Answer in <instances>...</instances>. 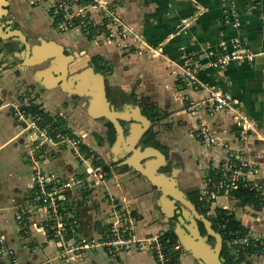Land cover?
Here are the masks:
<instances>
[{"label":"crops","instance_id":"crops-1","mask_svg":"<svg viewBox=\"0 0 264 264\" xmlns=\"http://www.w3.org/2000/svg\"><path fill=\"white\" fill-rule=\"evenodd\" d=\"M31 1L7 0L5 6H8L7 12L14 9L11 19L20 22L21 26L30 29V32H34L33 29L37 30L34 34L38 36L45 28L40 23L44 20L41 19L43 14L50 18L45 11L48 3L46 0L44 2L36 0L35 2L38 3L34 2V4ZM101 1L114 2L115 14L112 18L116 20L110 24L112 32L105 35L98 31L97 37L101 40L99 43L91 41L87 45L88 49L93 50V55H99L115 64V67H112L113 70L106 69L110 73L108 77L102 69L106 88L110 86L112 91H117V94H120L118 90L120 88L136 94L138 103L122 102L121 107L125 103L138 104L143 112V107L151 104L162 115L154 120L149 118L151 124L143 135L152 130L155 139L167 147V150L159 148L162 152H166V162L163 166L169 164L172 166L171 169L178 168V175L185 172L187 166L192 168L194 163L196 166L199 163V166L203 168L214 167L230 153L242 154L240 156L252 165L253 176L260 179L264 185V0ZM222 2L233 6L234 14L238 18V26L231 23L233 14L228 19L224 17ZM30 13H32V18L28 15ZM113 24L117 27L119 24L122 25L120 38L124 37V39L120 42H118V37L115 38L113 35ZM0 25L3 28L6 26L13 28L9 21L1 22ZM93 27L98 28V25L94 24ZM24 33L26 36L27 32ZM57 33L55 32L53 37L55 41L70 40L78 36V33L74 32L72 34L69 32L67 36L61 32ZM87 35L80 36L85 39ZM235 36L241 42L240 51L247 54L240 59L231 60L224 66H212L213 55L210 51L221 50V44H225L226 50H232L234 46L231 38ZM9 37L11 36L7 38ZM13 37L16 38V36ZM112 39H116L115 43ZM71 53L73 57L78 56L79 59L85 61V57ZM91 56L87 59L90 60ZM1 57L0 52V247L3 245L5 249L0 251V264L2 260H5L6 264H158L154 252L145 242L150 237L159 235L168 229L167 222L163 219L158 206V196L155 197L153 188L156 187L128 165L119 164L121 167L125 166L139 173L145 180L138 176H133L131 181L128 180L130 177V175L127 176L128 169H124L115 175L121 179L124 178L122 184L116 183L115 186L108 184L107 188L116 197L125 196L123 198L130 201L128 204L134 209L131 215L136 218L135 230L133 226L129 225V228L135 232L134 236L137 241L129 250L116 255L107 253L105 246L101 244V234L97 223H94V216L96 214L100 216L96 208L95 210L94 208L81 209L77 214L79 226L75 228L79 237L93 238L95 242L83 241L80 244L82 246L72 251L74 255L71 257L60 256L59 246L49 238L42 226V218L38 221L40 215L35 209L32 210V207L24 209L23 226L19 225L13 216V207L25 197L26 193L29 195L33 188L31 168L41 169L42 167V170L50 172L49 174L68 178L73 174L84 173L87 168L84 167V163L87 162L76 160V155L67 145L68 148L55 145L56 147L52 146L49 149L54 155L53 158L45 155L43 159H35L30 166L15 165L13 159L18 151L14 139H18L19 148H21V143L25 139L22 133L26 128L15 119L13 111L22 105L21 96L17 93L25 85L22 83L23 72L20 66L17 63L6 65L7 62L2 61ZM79 61L76 59V62ZM119 63L124 67L128 65L122 70L118 67L124 79L116 74V65ZM188 63L191 66L196 63L205 64L204 67L195 71L196 77L202 82L220 87L230 96L234 100L230 108L210 112L204 109L205 103H202L197 110H190L191 102L200 104L203 101V92L192 89L185 82V72L190 67L187 66ZM84 64L88 65L86 62ZM85 65H78L77 69ZM34 79L39 86H42L35 73ZM29 101L33 102L31 98ZM246 123L250 127L246 135L241 137V126ZM158 125L160 128L165 127L164 133H161ZM199 126H204L211 135L216 137L213 144L202 142L198 135ZM26 140L28 141V138ZM168 147L171 150L170 154H168ZM43 150L44 148H39V151ZM206 160L209 161L206 162ZM206 163H212V165ZM11 167H14L15 171L11 170ZM108 180H111L110 177ZM181 181L188 184L189 180L177 177L178 184ZM10 182L17 183L20 187H13ZM189 184L191 185V182ZM18 191L19 194H17ZM130 193L131 197H126ZM228 197L235 198L229 193ZM235 201L240 200L236 198ZM34 203L35 205L30 204L29 206L35 207L37 203ZM99 203L101 207L102 205L106 207L104 205L106 203L100 200V195H97L95 204ZM239 203L247 206V203L243 204L241 201ZM258 204L264 206V203ZM250 205L257 211L261 208L252 203ZM249 220L242 218L240 221L246 226L247 231L248 227L251 230L253 227ZM256 226L260 231H264V223L258 221ZM183 255L180 252L181 264L184 259L186 264H191L186 255Z\"/></svg>","mask_w":264,"mask_h":264},{"label":"rangeland","instance_id":"rangeland-1","mask_svg":"<svg viewBox=\"0 0 264 264\" xmlns=\"http://www.w3.org/2000/svg\"><path fill=\"white\" fill-rule=\"evenodd\" d=\"M44 2V0H41V2ZM109 2V1H108ZM105 4L106 10H101L98 7H91V9L83 8L82 10L77 9L73 7L71 10L70 6L64 7L62 10H58L55 12L52 10V12H55V15H50L49 8L52 9L51 3H48L46 10L50 18L46 16V14H43L44 16L41 19L42 20L40 23L44 25L45 28H43V32L41 35H36L34 32H30L28 28H24L25 26H21L20 22L16 21L15 19H11L14 13V9L9 10L7 14H5L3 17L0 18V23H9L14 26V27H20L24 32H27V40L29 44H35L39 42V36H43V38L49 40V39H55L53 38L55 35V32H61L64 34V36H67L69 32L72 34L78 33L77 37H72L70 40L67 39H59L57 42H60L61 44H64L66 46V52L71 53L74 52L75 54L79 56L85 57V61L81 60L79 62H76L72 64V67L70 69V72H73V70H76L78 65H85L84 63L88 65H94V63L87 59L89 56L93 55L92 51L88 49L89 43L93 41V43H99L101 40L100 37H97L98 31L102 32V34L109 35V33L112 32L111 28L112 26L110 25L112 21L116 20L112 18V15L115 14L114 10V2L111 1L109 3ZM38 3V2H35ZM40 3V2H39ZM34 4V3H33ZM44 6V5H43ZM67 11V12H66ZM78 11L79 15H76L75 12ZM30 18H32V13L28 14ZM56 16V17H55ZM56 18V19H55ZM55 19V20H53ZM50 20V22H49ZM96 20V21H95ZM94 24L98 25L97 27H93ZM113 30H114V36L115 38L118 37V42L124 39L120 38L122 34L120 33L122 30V25L119 24L118 27L113 24ZM43 27V26H42ZM126 31V30H125ZM57 33V34H58ZM120 33V35H119ZM90 34L92 38L87 39L85 35ZM99 34V33H98ZM130 35V33H127ZM83 35L84 37L80 36ZM58 36V35H57ZM113 42L115 43L116 39H112ZM9 47H6L7 45ZM18 42H15L11 38L3 37L0 38V52L2 53V61L7 62L6 65H14L18 64L20 68L22 69L23 72V77H22V83H24V88H22L21 91H19L17 94L21 96V102L22 105H19L18 109L14 110V116L16 117L15 119L23 125L26 130L23 131L22 134H24L25 139L21 143V148H19V142L18 139L15 138V147L17 149V154L14 155L13 161L15 162V165H22L23 167L27 165H32L34 163V160H40L47 155L48 157L53 158V154L50 152V148L52 146L57 145V147L64 146V148H74L78 149V146L72 142L73 138L68 137V131L71 130L73 134L76 136L77 140H80V142H84L85 144H88L89 148L92 149L93 153L97 154L96 158H101L105 162V168H103L101 165H96L98 167H93V162L92 160V155L87 158V156L84 153H79V155L75 154V158L78 161L87 162L84 163V167H87L85 169L84 173H79V174H73L69 176L68 178L60 177V176H55L53 177L54 179L57 180V182L62 186L59 190L69 198V200H73V202H76V209H75V216L77 218L78 212H80L81 209L85 210H90L93 209L98 211L100 216H94V223H97L98 230L100 231L101 237L100 241L104 238L105 233L112 228L114 225L115 226H133V230H135V225L136 224V218H134L131 215V212L134 210L131 205H129L130 201H127L125 196H115L112 192H110L107 188L108 184H112V186H115L116 183L122 184V180L124 178H119L116 177L115 175L118 174L120 171H123L124 169H128L126 167H121L116 161L118 160H113V154L111 150V145L115 139V131L113 129L112 124L105 119L104 117H93L87 112V103L89 100V95L87 94H74V93H67L65 90L59 88V87H49L45 88L43 86H39V84L36 83L34 79V73L36 70L42 69L44 67L52 65V62L50 59L38 62V63H22L20 62V58L18 56H15L12 52L15 50H19L18 47ZM101 64L105 65V68L103 69L105 76L108 77L110 74L106 69L109 68L110 70H113V66L115 67V64L110 61H107L105 59L100 60ZM116 63V62H115ZM120 64V65H119ZM116 65L117 72L119 76L123 78L122 75V69H125L124 65L119 63ZM121 69L119 70L118 69ZM115 73V72H114ZM124 79V78H123ZM108 80V79H107ZM109 84V82H107ZM120 88V87H119ZM109 90V100L113 105L118 106V108H121L120 105H122V102H133V103H138L139 101L137 100L136 94L134 95L131 91L127 90H119L120 94H117V91H112L113 89L108 86ZM32 99V101L38 106H40L43 111H47L53 118L50 120V123L52 124L53 121L58 120V117L62 120L64 123L63 126H60V129L58 127V135L59 140L58 141H53V139L50 138V136L47 135V137H44L43 135H40L38 130L36 129L35 126L31 125L32 119H33V113L28 112L26 109V106L31 103L29 99ZM143 104V103H142ZM195 106L190 104L189 107ZM191 111L195 110L193 108L190 109ZM127 122V121H126ZM48 122V125L50 124ZM160 124V123H158ZM161 125V124H160ZM57 126L53 125L52 130L56 129ZM125 127H127V123H125ZM153 127V126H152ZM151 127V128H152ZM158 129L161 131V133H164L163 130H165V127L161 128L159 125L157 126ZM127 131V130H126ZM28 138V141L26 140ZM140 144V143H139ZM35 145L37 147H35ZM68 147H67V146ZM141 145V144H140ZM72 146V147H71ZM56 147V146H55ZM39 148H44V150L41 152L39 151ZM72 150V149H71ZM78 151V150H77ZM170 147H168V154H170ZM69 152V150L67 151ZM71 152V151H70ZM73 152V150H72ZM242 155V154H240ZM239 155V156H240ZM71 156V155H70ZM242 161L247 163V167L250 168V171L248 172H243L241 171L240 175L244 176L246 179L249 178V180H252L253 183L255 184V187L257 189V199L258 203L259 201H263L264 203V185L262 184V181L260 179H257L253 176L252 172V165H249V162L245 160L244 158L239 157ZM86 160V161H84ZM209 160H206V162ZM207 164V163H206ZM207 165H212V163H208ZM218 163L214 165V167L218 168ZM28 169V167H26ZM35 169L31 168L33 170L32 175H34ZM185 172H182L181 174L179 173L177 177L179 178H184L187 181L188 184H185L184 182H179L181 188H183L185 191L188 192V190H198L199 194L203 200V207L206 208V213L212 217L216 216V208L217 207H225L229 211H231L236 218H243L244 220H249L251 222L252 230L250 227H248V231L243 235L233 237L232 239H227V246L233 247L234 244H237L238 249H242V241L245 236L248 238H254V239H264V231H260L256 224L257 222L264 223V206H261L258 204L259 207H261L257 211L252 205L243 206L240 204V201H235L236 198H230L228 197V193L221 192L219 194L214 193L213 195L210 193L212 188L209 187V180L213 179L212 175L208 174V170H210L211 167H207L204 169L203 167L196 166V163L193 164L192 168L189 166L186 167ZM11 170L15 171L14 167L10 168ZM90 169V172L88 170ZM41 172L43 174H48L50 175L48 171L42 170L41 167ZM87 175V179H85V176ZM130 175V179L132 180L133 176H138L142 180H145L139 173H135L134 171L128 169L127 176ZM132 176V177H131ZM33 177V176H32ZM108 177H110V181L108 180ZM80 179L81 181L75 184H71L69 187H63V182L71 179ZM34 179V178H33ZM12 182V181H11ZM13 184V187L18 186L20 187L17 183H11ZM191 182V185L189 184ZM34 183V180L32 184ZM212 183V182H211ZM27 184L25 185V187ZM213 186V184H211ZM153 188V187H152ZM25 189V188H23ZM155 191V197L158 196L159 190L156 188H153ZM23 191V190H22ZM13 192V190L11 191ZM27 192V191H26ZM119 192V191H118ZM261 193V195H259ZM19 194V191L18 193ZM226 194V195H225ZM97 195H100V200L102 202H105L106 207L102 205V207L107 208L104 209L101 207V204H95ZM124 195V194H122ZM22 196V195H21ZM25 197L22 198V200L18 203L15 204L13 207V212H14V218L16 219L15 214L17 212L23 213L25 211L24 209L26 208H33L32 210H36L39 213L40 219L43 222L45 219H49L48 212L45 211L42 206H40L39 203L36 204V206H29L30 204L35 205V199L33 198L34 196L24 195ZM124 197V198H123ZM126 197H131V193ZM129 203V204H128ZM112 207V208H111ZM103 209V211L101 209ZM109 208V209H108ZM112 209V210H110ZM263 209V210H262ZM107 210V211H106ZM23 218V216H22ZM241 219H239L241 221ZM78 220V218H77ZM24 218L22 219V222L19 223L20 226H23ZM175 222L174 220L170 219L168 220L166 227L168 229H172L174 226ZM79 225L77 224V227ZM129 226V227H130ZM76 227V228H77ZM255 229V230H254ZM134 232V231H133ZM135 233V232H134ZM240 233V232H239ZM74 234V241L77 244H82L83 241L86 240H93V238L89 239H83L79 237V234H77V231L73 232ZM211 244L213 243V240H208ZM147 246H149L148 242H145ZM151 251H153V248L150 247ZM181 253H183L186 257L189 259V262L191 264H198L196 259L191 256L186 250L182 248ZM181 257V256H180ZM180 257L178 258V262L174 261L175 264H181V259ZM235 257V255L233 256ZM249 259L251 261H254L256 264H264V252L263 253H256V254H251L245 251V260ZM182 264H186L185 259Z\"/></svg>","mask_w":264,"mask_h":264},{"label":"water","instance_id":"water-1","mask_svg":"<svg viewBox=\"0 0 264 264\" xmlns=\"http://www.w3.org/2000/svg\"><path fill=\"white\" fill-rule=\"evenodd\" d=\"M7 0H0V16L7 12ZM16 36L24 49L19 53L23 63H38L50 59L52 65L35 72L40 84L49 88L59 86L67 93L87 94V112L93 117H104L113 126L115 139L111 145L113 160L120 165H128L147 178L158 190V206L162 217L168 222L176 213L172 227L178 242L184 250L193 256L199 264H224L219 254L222 247V235L212 227V222L188 197L187 192L177 182L178 168L165 172L159 170L166 162V154L153 145H140L139 141L151 124L138 104L125 103L115 108L107 96L105 76L95 70L93 65H85L69 73L68 65L73 54L53 39H39L29 44L25 33L17 27H2L0 37ZM121 120L128 121L125 133ZM129 153V154H128ZM198 222L203 224L205 233H201ZM214 238L211 244L208 237Z\"/></svg>","mask_w":264,"mask_h":264},{"label":"built area","instance_id":"built-area-1","mask_svg":"<svg viewBox=\"0 0 264 264\" xmlns=\"http://www.w3.org/2000/svg\"><path fill=\"white\" fill-rule=\"evenodd\" d=\"M36 0H32L34 3ZM47 3H51V8H49L50 15H55L54 13L58 10H62L64 7L70 6L71 10L75 8L82 10L83 8L91 9V7L95 6L101 10H106L105 4L107 2H103L101 0H46ZM223 5V14L224 17L228 19V17L233 14V19L231 23L235 25H239L238 18L234 14V8L232 5H227L226 2H222ZM55 12H52L54 10ZM67 12V11H66ZM76 15H79V12H75ZM53 17V16H52ZM56 17V16H55ZM56 19V18H55ZM53 19V20H55ZM231 42L234 46L232 50H226L225 44L222 45V49H218L217 51H210L213 55L211 60V65L215 67H221L229 63L231 60L240 59L243 55L247 54L245 52L240 51L241 42L238 37H232ZM190 62V61H189ZM190 66L189 69L185 72V82L194 90L203 92V101L200 102H191L190 104L195 105L191 106L195 110L198 109L202 103H205L204 109H208L211 111L216 110H225L232 106V102L234 101L230 96H228L224 91L214 84H209L207 82H202L196 77L195 71L199 68L205 66V64L196 63L193 66ZM33 113V119L31 122L32 126H35L40 135L44 137L50 136L53 141H58V127L52 130L53 124L50 123L46 117L36 111ZM236 117V116H235ZM238 120V119H237ZM48 122L50 123L48 125ZM238 122H240L238 120ZM243 123V122H242ZM250 127L248 123L243 124L240 129L241 137H244L247 133V129ZM60 129V128H59ZM73 138L72 142H74L78 146V151L74 149L72 146L73 152L77 155L79 153H84V151L80 150V146L78 144L79 140ZM198 135L202 139V142L205 144H213L215 142L216 137L211 135L208 130L204 126H199ZM238 154L230 153L224 160H221L218 164V168L213 167L215 176L211 180L212 190L210 193L213 195L214 193L219 194L221 192L228 193L231 188L237 187L238 183L242 182L243 186H248L251 189H257L252 180L246 179L244 176H241V171L248 172L250 168L247 167V163L242 161ZM242 158V157H241ZM94 168L98 166L92 165ZM33 180L35 185H37V193L34 195V199L37 203L48 212L49 219H45L42 223L43 228L45 229L49 238L54 240V242L59 246V250L61 251L60 256L71 257L73 256L75 249L79 248L80 244H77L73 238V232L77 227V218L75 216L76 202L73 200H69L66 195H64L59 189L62 187L56 179L54 175L43 174L41 169L36 168ZM90 172V169L88 170ZM85 179L88 180L87 175ZM81 180L78 178L77 180L71 179L63 182V187H69L71 184H75L80 182ZM261 195V193H259ZM262 198V195H261ZM259 199V198H258ZM64 200L67 201V206L64 204ZM259 203H263V201H259ZM23 213L17 212L15 214L16 220L18 223L22 222ZM71 233L70 237L66 238V235ZM136 238L134 236V232L129 228V226H113L106 233L104 238L101 240V244L105 246V249L108 254L116 255L122 251L129 250L135 243ZM170 238L165 237L161 239L159 235H154L147 239L149 247L153 248V252L158 264H175L172 259V246L169 245ZM242 248L247 247L250 248L251 254L263 253L264 252V239H254L248 238L245 236L242 241ZM180 244H175L173 247L178 248ZM3 245L0 247V251H4ZM70 254V255H69ZM2 264H6L5 260L1 261Z\"/></svg>","mask_w":264,"mask_h":264},{"label":"trees","instance_id":"trees-1","mask_svg":"<svg viewBox=\"0 0 264 264\" xmlns=\"http://www.w3.org/2000/svg\"><path fill=\"white\" fill-rule=\"evenodd\" d=\"M87 38H91V35L88 34ZM101 59L102 58L99 55H93L90 57V60L95 65V70L102 72V69L105 68V65L100 63ZM26 109L28 112L38 111L42 113L46 117V119L49 121L52 120L53 118L47 111L44 112L43 109L34 102H31ZM142 110L149 118L153 120L156 119V117L159 118L162 116L160 112L156 109V107L151 104L143 107ZM62 123H63L62 120L58 117V120L53 121L52 124L55 126L58 125V127L60 128V126H62L61 125ZM67 131L70 136H73L74 138H76V136L72 132H70L69 130ZM144 142L146 145H153L155 147L167 150L166 146L160 144L159 141L155 139L154 132L152 130L146 133L144 137ZM78 144L80 146V150L84 151L87 157H90L92 155V162L94 166L98 164V165H101L103 168H105V162L101 158H96L97 154L93 153V151L86 144L80 142V140ZM209 175H212L213 177L215 176L213 167L210 168ZM209 187L210 188L212 187L211 180L209 182ZM37 190H38L37 185L34 184L32 190L30 191V196H34L37 193ZM228 193L230 196L239 199L241 203L243 204L252 203L256 206L258 205L256 190L251 189L248 186H243L242 182L238 183L237 187L231 188ZM188 197L196 205L199 212L203 213L207 218L211 220L212 227L221 233L223 239H232L233 237L243 235L246 232L247 230L246 226L243 225L240 222V220L235 218L234 214L225 207H217L216 208L217 213L215 217L208 215L206 213V208L202 206L203 200L198 190L190 191ZM64 204L67 206L66 200H64ZM175 217H176V213L173 215L172 219L175 220ZM199 224H200V228L202 229V231H204L203 224L201 222ZM70 235L71 233H68L66 235V238L70 237ZM159 236L161 239H164L165 237L170 238L169 245L172 246L171 256L174 261L178 262V257H179L180 252L182 251V246L179 245L178 248L173 247L175 244H180L178 242L177 236L175 235L174 231L172 229H166L164 232L160 233ZM236 248H237V244H234L231 249L228 248L226 244L224 245V249H225L224 256L228 257L230 260L234 256L235 254L234 252L237 253V259L234 261V263L241 262L242 260L245 259V251L248 253L251 252L250 248H247V247H244L243 249H238V250H236Z\"/></svg>","mask_w":264,"mask_h":264},{"label":"flooded vegetation","instance_id":"flooded-vegetation-1","mask_svg":"<svg viewBox=\"0 0 264 264\" xmlns=\"http://www.w3.org/2000/svg\"><path fill=\"white\" fill-rule=\"evenodd\" d=\"M7 8H8V6H6ZM12 27H14V26H12ZM1 38V37H0ZM9 38H11V39H13L15 42H18V47H19V50H17V51H13L12 53L13 54H15V52H20L22 49H24V44L16 37V38H14L13 36H11V37H9ZM42 37H40L39 39H41ZM26 39H27V35H26ZM7 45V44H6ZM6 47H9L8 45L6 46ZM65 49H66V47H65ZM76 59L77 60H80L79 58H78V56H74V59H73V61L68 65V70H69V72H70V69H71V64L72 63H74V61H76ZM21 60V59H20ZM107 96H108V99H109V90H108V88H107ZM110 101V100H109ZM111 103V102H110ZM112 104V103H111ZM113 105V104H112ZM115 108H118V106H116V105H113ZM121 106V105H120ZM121 123H122V125H123V128H124V131H125V133H126V130H127V128H128V121L126 122V121H123V120H121ZM125 123H127V127H125ZM145 134V133H144ZM144 137H145V135H143L142 137H141V139H140V141H139V143L141 144V145H143V144H145V142H144ZM166 153V152H165ZM129 154V153H128ZM168 157V156H167ZM118 162V161H117ZM171 167L172 166H170L169 164H166L165 166H162V167H160V170H162V171H165V172H170L171 171ZM191 191H193V190H191ZM189 193L190 192H187V195H189ZM172 219V218H171ZM173 220V219H172ZM200 222H198V226H199V229H200V231H201V233H205V230L204 231H202V229L200 228V224H199ZM204 228V227H203ZM208 240H213L214 241V238L212 237V236H209L208 237ZM227 239H223L222 238V247H221V249H220V252H219V254L223 257V263L224 264H256L254 261H251V260H249V259H244V260H242L241 262H238V263H234V261L237 259V253L236 252H234L235 254V257H232V259L230 260L228 257H226V256H224V252H225V249H224V245L226 244L227 245ZM228 248H232L231 246L229 247L228 246ZM243 249V248H242Z\"/></svg>","mask_w":264,"mask_h":264}]
</instances>
